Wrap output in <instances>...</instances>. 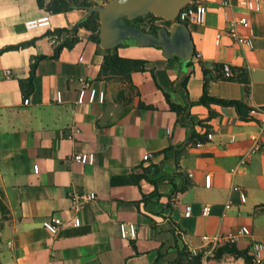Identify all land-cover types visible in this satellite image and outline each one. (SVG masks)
<instances>
[{"label":"crops","instance_id":"1","mask_svg":"<svg viewBox=\"0 0 264 264\" xmlns=\"http://www.w3.org/2000/svg\"><path fill=\"white\" fill-rule=\"evenodd\" d=\"M201 1L205 23L187 25L192 57H165L160 47L124 41L119 56L146 61V70L132 72L126 83L98 78L102 51L85 28L51 58L69 37L54 30L71 28L85 9L51 14L37 0H0V264H176L182 248L201 252L200 264H245L231 254L214 258L213 251L225 242L249 253L252 242L264 244V0L258 11L243 9L241 0H230L226 10L220 0ZM225 11L230 18L247 15L249 26L238 30L251 35V47L223 31ZM43 15L50 27L25 26ZM223 64L232 77L224 76ZM185 76L183 93L172 88ZM27 79L31 89L23 91L19 81ZM205 81L209 96L260 110L242 119L232 106L199 103ZM84 82L103 91L104 100L78 104ZM166 95L174 104L190 103L188 121L178 120ZM251 136L262 148L242 163ZM81 152H92L94 162L73 161ZM147 152L155 157L143 161ZM150 165L159 166L151 178L164 175L156 184L136 177ZM90 192L95 198L84 200ZM51 215L63 219L54 235L41 224ZM120 223L133 224L135 237H122ZM242 226L249 236H238Z\"/></svg>","mask_w":264,"mask_h":264},{"label":"trees","instance_id":"2","mask_svg":"<svg viewBox=\"0 0 264 264\" xmlns=\"http://www.w3.org/2000/svg\"><path fill=\"white\" fill-rule=\"evenodd\" d=\"M38 5L43 8L45 11L56 14L61 12H66L72 9H85L87 6L93 5L94 3L91 0H37ZM150 17L156 19H162L160 17H155L152 14H149ZM167 21V20H165ZM131 23V20H128ZM79 28H85L90 31L89 38L98 45V51H102V63L98 73L99 77H104L106 79L120 80L122 82L130 83V74L134 71H144L146 70V61L143 59H134V58H125L118 55L117 49L122 43H119L116 47L111 49H102L99 47V20L97 13H92L86 15L81 20L76 22L71 28H57L54 30V33L66 32L69 33V37L66 38L61 44L57 45L54 49V53L51 58H56L60 50L65 47H71L75 42L78 41L77 31ZM155 30V29H154ZM23 45V44H22ZM18 46H9L8 48H17ZM44 58L46 56H40ZM205 72V70H204ZM187 76L183 77L180 80L175 81L176 83L172 84V88L179 90L181 93L185 91V83ZM20 87L25 91V86L31 89L30 79L20 80ZM166 100L170 110L174 111L177 114L178 120L183 123L188 121V108L190 103L187 102L184 106L174 104L169 101L167 95ZM199 103L209 107L211 103H217L222 106H232L238 113L239 117L242 119L249 118L248 112L250 108L246 106L243 102L238 100H226V99H217L212 96H209L207 93V82L205 81L202 95L198 101ZM140 107H144L142 103H139ZM210 115H214L210 111ZM171 148L165 149V152L171 151ZM159 166L150 165L142 169V172L137 175V178H144L149 182L156 184L157 180L163 178L164 175L159 176L156 179L150 177V173L153 171H158ZM223 254H231L234 257H241L245 264H255L251 253L248 249H238L234 242H225L217 246L213 251L214 258H220ZM202 258V253L197 252L195 254L190 253L186 248H182L179 251V259L176 264H200ZM182 259V260H181ZM184 259V260H183Z\"/></svg>","mask_w":264,"mask_h":264},{"label":"built area","instance_id":"3","mask_svg":"<svg viewBox=\"0 0 264 264\" xmlns=\"http://www.w3.org/2000/svg\"><path fill=\"white\" fill-rule=\"evenodd\" d=\"M220 5L226 10L231 7L230 0H220ZM239 6L247 11H258L260 9V1L259 0H241L239 1ZM207 13V7L201 0H191L188 5L180 12V20L172 23H184L186 25H203L205 23ZM224 19L226 20V28L223 30L227 36L232 38L236 43L240 45H245L248 47L252 46V37L251 35L246 36L242 35L238 27H248L249 21L246 14H241L238 17L230 18L227 11L223 13ZM25 26L27 28H40V27H50V20L48 15H43L40 17H36L33 19H29L25 21ZM221 33L216 35L215 43L218 44L220 42ZM222 71L225 77H232V72L230 66L228 64L222 65ZM8 72V71H7ZM105 94L103 91H97L95 88L88 85L87 82L82 83L77 92V100L78 104H82L84 102L93 103L95 100L98 102H102L104 100ZM56 99L58 102L61 101L60 91L56 92ZM28 98L23 100L24 104H27L29 101ZM260 108H252L251 112H257ZM77 131L76 126H72L70 128V132ZM207 138L211 139L212 134L207 133ZM234 136L230 137V141H234ZM251 145L250 147L241 155L240 161L242 163H246L249 161L250 157L257 153L261 148V142L259 136H251ZM155 157L152 152H147L142 155L143 161H150ZM72 160L82 164H92L94 162V154L92 152H81L75 153L72 155ZM36 170V167H35ZM204 183H210L209 175L204 176ZM234 190L239 192V197L242 202L246 199V194L244 191L239 189V187H234ZM84 200H92L95 198V194L90 192L83 196ZM226 207H229V204H226ZM209 212V207L204 206L201 209L202 215H206ZM191 213V206L187 205L185 207V215L189 216ZM42 227L45 228L50 234L54 235L58 232L60 227L63 225V219L51 215L41 222ZM80 224V219L78 216L73 217V225L78 226ZM135 226L131 223H120L119 224V232L120 235L124 238H134L135 237ZM250 230L247 226H242L238 230V236H249ZM202 239L210 242H214L215 239H209L207 236H203ZM234 240V238H233ZM232 241V240H231ZM264 249V244L260 241H254L251 243V255L253 257V261L255 264H260L262 260V251ZM191 253H196V251L188 249Z\"/></svg>","mask_w":264,"mask_h":264},{"label":"water","instance_id":"4","mask_svg":"<svg viewBox=\"0 0 264 264\" xmlns=\"http://www.w3.org/2000/svg\"><path fill=\"white\" fill-rule=\"evenodd\" d=\"M191 0H108L102 5L87 6V15L97 13L99 20V46L111 49L125 39H134L138 45L160 47L165 57L171 55L190 59L193 45L187 25L175 23L170 28L158 27L155 32L131 25L132 20L143 14H152L165 20L175 19L181 7Z\"/></svg>","mask_w":264,"mask_h":264},{"label":"rangeland","instance_id":"5","mask_svg":"<svg viewBox=\"0 0 264 264\" xmlns=\"http://www.w3.org/2000/svg\"><path fill=\"white\" fill-rule=\"evenodd\" d=\"M92 1V0H91ZM106 1L108 0H97V1H92L94 4H98V5H102L104 4ZM86 12V10H85ZM172 22L171 21H165L163 19H156V18H152L150 17L149 14H143L140 16L135 17L134 19L131 20V25H134L142 30L145 31H152L154 30L157 26H159V24H166L167 26H169ZM124 41H132V39L128 38ZM1 202H0V208H1Z\"/></svg>","mask_w":264,"mask_h":264},{"label":"bare ground","instance_id":"6","mask_svg":"<svg viewBox=\"0 0 264 264\" xmlns=\"http://www.w3.org/2000/svg\"><path fill=\"white\" fill-rule=\"evenodd\" d=\"M188 4H189V2L186 5H188ZM186 5H184L183 7H181V9H180V11L177 14V16H176L175 19H171V20H167V21H171V22H177V21H179L180 20V12L186 7ZM163 20H165V19H163ZM205 185L206 186H209V183H205Z\"/></svg>","mask_w":264,"mask_h":264}]
</instances>
